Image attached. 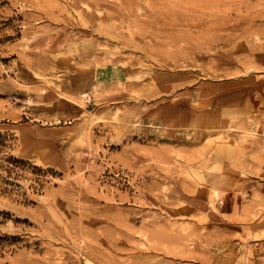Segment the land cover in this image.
Instances as JSON below:
<instances>
[{
    "label": "rangeland",
    "instance_id": "rangeland-1",
    "mask_svg": "<svg viewBox=\"0 0 264 264\" xmlns=\"http://www.w3.org/2000/svg\"><path fill=\"white\" fill-rule=\"evenodd\" d=\"M0 264H264V0H0Z\"/></svg>",
    "mask_w": 264,
    "mask_h": 264
},
{
    "label": "bare ground",
    "instance_id": "bare-ground-1",
    "mask_svg": "<svg viewBox=\"0 0 264 264\" xmlns=\"http://www.w3.org/2000/svg\"><path fill=\"white\" fill-rule=\"evenodd\" d=\"M73 1V0H72ZM125 3H126V1H125ZM122 5V4H121Z\"/></svg>",
    "mask_w": 264,
    "mask_h": 264
}]
</instances>
